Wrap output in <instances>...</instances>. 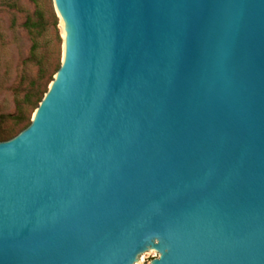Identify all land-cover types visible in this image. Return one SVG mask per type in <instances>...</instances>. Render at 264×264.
<instances>
[{
  "label": "water",
  "instance_id": "95a60500",
  "mask_svg": "<svg viewBox=\"0 0 264 264\" xmlns=\"http://www.w3.org/2000/svg\"><path fill=\"white\" fill-rule=\"evenodd\" d=\"M63 58L0 141V264H264V0H52Z\"/></svg>",
  "mask_w": 264,
  "mask_h": 264
},
{
  "label": "rangeland",
  "instance_id": "374dc122",
  "mask_svg": "<svg viewBox=\"0 0 264 264\" xmlns=\"http://www.w3.org/2000/svg\"><path fill=\"white\" fill-rule=\"evenodd\" d=\"M39 3L45 15V28L37 38L39 58L34 59L31 56L33 38L25 22L35 14L36 3L34 0H0V130L14 126L9 116L17 112L18 101L40 77V62L46 69L48 82L62 62L63 31L58 16L55 20L53 2L39 0ZM20 128L21 125L13 131Z\"/></svg>",
  "mask_w": 264,
  "mask_h": 264
},
{
  "label": "trees",
  "instance_id": "16d2710c",
  "mask_svg": "<svg viewBox=\"0 0 264 264\" xmlns=\"http://www.w3.org/2000/svg\"><path fill=\"white\" fill-rule=\"evenodd\" d=\"M34 2L37 5V10L33 16H29L25 22V26L29 32V34L33 38V46H32V52L31 56L32 58L36 59L39 58V55L37 53L38 49V42L37 38L40 36L42 29H44V23H45V15L42 10L41 4L39 3V0H34ZM55 20L56 19V13H53ZM61 63L57 66V70L60 68ZM54 76H52L48 80L46 79V69L43 65H41L40 62V77L38 80L33 84L32 87L27 89L24 98L18 101L17 104V112L14 115H10L9 117L14 120V126L11 129H4L0 130V141L8 140L15 135H17L20 131H22L24 128H26L31 123L32 114L38 107L40 101L42 100L44 94L48 90V84L51 83ZM46 87L44 89V84H46ZM19 131L14 132L13 130L16 127H20Z\"/></svg>",
  "mask_w": 264,
  "mask_h": 264
}]
</instances>
